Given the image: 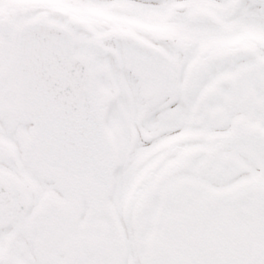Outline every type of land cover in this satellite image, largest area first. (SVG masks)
Masks as SVG:
<instances>
[{
  "label": "snow or ice",
  "instance_id": "obj_1",
  "mask_svg": "<svg viewBox=\"0 0 264 264\" xmlns=\"http://www.w3.org/2000/svg\"><path fill=\"white\" fill-rule=\"evenodd\" d=\"M0 264H264V0H0Z\"/></svg>",
  "mask_w": 264,
  "mask_h": 264
}]
</instances>
